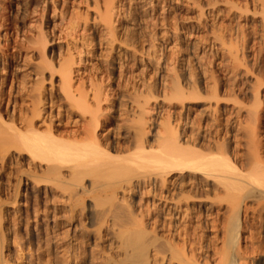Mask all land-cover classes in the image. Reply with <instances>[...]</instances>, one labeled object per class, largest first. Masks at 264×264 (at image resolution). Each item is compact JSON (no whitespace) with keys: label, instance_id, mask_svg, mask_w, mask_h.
<instances>
[{"label":"bare ground","instance_id":"1","mask_svg":"<svg viewBox=\"0 0 264 264\" xmlns=\"http://www.w3.org/2000/svg\"><path fill=\"white\" fill-rule=\"evenodd\" d=\"M57 1L59 2V0ZM92 2L94 3V5L92 3V6H93L92 8L95 9V10L93 9V13L96 12L94 13L95 17L94 15H93L94 18L92 17L94 22L96 24H101L105 28V31H107L108 34H110L109 36H105V37L106 38L111 37L110 38L111 41L115 43L117 41V38H116L117 32L115 33L116 29L114 27L115 26L114 24L116 20L114 21L115 16H114L113 7H112L113 4L115 3L113 2V0H92ZM42 3L43 4L41 3L40 4L41 6L43 5L44 8L40 10L42 14L41 18L45 16L44 13L46 12L47 9L49 10L51 6L54 8V13L52 10H50L52 16L54 14L57 15V13H55V10L59 9L57 10L59 11L58 20H60L61 18V21H60L62 22L61 26L63 25V23L65 24L66 21L69 20L68 17L66 18L64 16L65 15V8H64L65 2L61 6V8L57 7L59 3L57 4L56 0H42ZM259 3L261 4L263 8L262 10H264V0H260ZM22 5H23V8H25L26 5L25 6L24 4ZM86 6H88V4ZM7 8L9 9L10 13H11V9H13L12 17H9V18L5 17L4 12ZM28 11L27 9L25 10L22 9L18 0H0V151H1L0 159L4 162L5 161H11V162L18 161L19 163H26L27 165L28 163L34 165L33 171H31V169H29L28 167V170H30V173L28 176L30 177L29 180L31 181L33 179L35 180L37 177H42V178L45 177L47 179V183L50 186L57 187L60 185L59 187H61V184L63 183L68 184L69 187L67 189L64 188L65 191L62 190L64 191L63 193L65 192L66 194L69 193L66 197V200L63 199L64 201H63L62 206L70 209L71 219L73 218V214L77 207L76 203L83 200L84 197L88 195H93V196H99V195L105 196L106 195V197H112L113 199L116 198L117 200V195L119 191L126 189V186L127 187L134 186L137 189L147 188V190H145L146 193L145 192L144 193L142 192V193L144 194V196L145 194L146 195L148 194L150 196L152 195L153 198L158 199L159 204H157V206L155 205V201L154 203L152 202V205H151V209H156V211L154 210L155 212L154 211L152 212L151 210H149L148 214L145 215V212L143 211V209H140L141 207L138 208L139 210L132 209L129 215L132 216L136 220V223L137 221L140 222V224L138 223V226L141 229L138 227L140 231H138L139 230L138 229L137 230L138 232L134 230L135 232L132 231L129 233L125 229L124 232L127 231V233L124 236L125 238H123V236L121 238V240L124 239V241L122 240L123 241L122 246L126 252L125 253L126 260L132 264H154L155 262L157 263L160 262V264H178V263L186 264L188 261H191V262H188L190 264H247L249 263L248 262L250 259L249 254H251L249 251L250 248H248L247 246H244L245 242L243 243L244 237H245L243 236V233L245 232L246 228H248L247 226L249 224L247 223V220L245 222V221H242L241 218H244L245 216L249 218L248 217L249 214H252L253 216H260V218L264 215V100L262 96H260L259 94L260 91H258L260 90V88L264 86L263 81L262 80L256 81L257 84L255 85L254 90H257L258 92H256V94L252 93L254 94V105H253L254 108L252 110H251V106L249 108L250 110L249 120L250 122L253 121L254 124L251 123L253 126L249 124L247 126H245L246 124L244 125L247 128V129L245 128L246 131L248 130L247 131L249 135L248 137L250 138L249 140L250 142L248 141L250 145L249 157L246 154L248 158H245L247 159V163L249 162L248 163L249 166L243 163H242L243 165L242 164L241 165L243 167L244 165H246L248 168L244 167V169H248V170L241 169L243 167L241 168L238 167L236 163L238 159V154L236 155L235 152L233 151V148H235V145L233 147L231 146V142H233L235 138L233 134H235L236 132L234 131L235 133L233 134L229 132V127H232V125L234 126L236 123V121L235 122L231 121L232 116L234 114H236L235 116L241 114L245 110V106L243 102H241L242 100L239 99L238 94L232 96L231 93L228 92V94L226 95L228 98L226 99L225 98L226 91L219 82H216L215 85L210 86V87L205 86V85L203 87L200 86V89L197 88L195 93L193 94L189 93V95L184 92V89L181 86L182 83L180 84L179 81L175 79H172V81L174 82L172 84V89L170 88L171 89L170 97L172 99L180 100L182 102H185L186 100H191V99H194L193 101H195V99L203 100L201 98V96L203 95L202 93L203 90L207 91V93L209 92L208 90H211L212 94H210V92L209 94L211 95L210 101H212L213 104L206 107L207 109L206 108L205 109L207 110V112H210L213 114L220 112L221 106L224 104L223 100L230 101V104L232 101V104H231L232 107L228 110L229 115L231 116V119L228 116L229 118H226L225 122L222 123L221 120L217 119L219 116L215 118L214 120H213L214 118L213 116L212 121L210 122L207 121L204 123V126L202 125L204 128H207L206 130H209L208 135L210 137L208 139H210L211 141V138H213L212 139L213 142L212 141L211 142L213 144L215 143L218 149L217 151L215 150L214 152L213 150H211L212 148H210L209 144L207 147L205 146L206 148H201V146H199L201 145L200 142L198 144L195 143L196 145L195 144L192 145V143L190 145L188 141L185 139V137L182 135H179L178 131L175 128H173L169 120H167L165 123H162L161 126H159V123L158 125L156 124L157 126L161 128V130H159V127H158V130L157 131L155 130V132H153L154 127H151V125L153 123L155 124L156 120L154 119L153 116H150V113L153 111L151 107L149 106V101H147L148 98L146 99L147 102L143 101L144 103H140L139 101L138 103L135 101H134L135 103L133 102L135 104V108L139 109L138 111L140 112L139 113L140 115L137 113L140 116L139 117L137 115L139 117L137 122L135 121V119H134L135 122L134 121L133 122L138 123L139 126L135 124L138 127L135 126L136 129L132 128L133 129L132 133L128 129H127L128 132L126 131L125 133H120V134L118 133L122 137V138L120 137L119 139V138H116L117 134L114 131V128L110 127L109 125L114 117L113 112H116V110L113 111L112 109L113 108L112 103L111 105H109L110 101L112 100V99L109 100L108 98L109 94L107 93V91L110 93V90H108L109 87H107V91H105L106 88L104 89V86L106 87V85L104 86L100 85V83H98L99 80L97 81L96 78H94V76L92 75V72L90 73L89 71V73L93 77L90 74H86L85 71H83L85 70L82 65L83 58L81 59L79 58L80 60L76 61L74 58H77V57H74L72 55L74 52L71 53V51H73L72 49H74L73 45L77 43L75 42V40L78 39V37L82 38V35L84 37L83 33L85 32V30H87L86 25L90 24L88 22L89 20L88 21L86 20V23L85 22L82 23V21H80L83 25L86 24L84 25L86 26V28L82 24L80 25L79 24L80 22L78 23V21H77V25L78 24L79 25L77 27L76 26L74 27V25H76L75 24L76 20H73L75 22L73 25H71L73 26L72 28L73 30L69 29L71 30V32L69 33H67L69 30L67 32L65 31L66 32L65 33L63 31H60L58 27L57 29L59 30H57V33H56L55 31L56 29H53L56 26L54 24L55 26L52 25L53 28H50V30L53 29L54 31L51 30V34H50L48 33L49 27H50L49 20H47L48 22H45L46 20L45 21L41 20V22L42 21L45 22L44 27H43V24L39 22L42 25L38 24V27L39 25L41 27L39 28L36 27V30L38 28L37 31H33L32 29L30 30L29 29L30 25H28L29 23L25 26L26 24L25 22L28 21V19L26 20L25 18L26 16H29V14L28 15L26 14L30 13L32 10L30 12ZM114 11H115V8H114ZM6 12L8 13L7 10ZM203 15L204 14L202 13V16ZM30 17L31 16H29V19H32V17L31 18ZM55 19L56 18H54V20ZM116 19H117V16H116ZM200 19H198V21H200ZM20 23L23 24L24 26L23 28L20 27L22 26L20 25ZM94 25H93V28L95 27ZM204 26L206 27L207 24ZM96 28L97 26L95 27V29ZM34 30H35V27H34ZM194 30L198 31L197 28H194ZM89 32L91 33V30ZM87 33L88 32H85V34ZM12 36L14 37V39H12ZM88 37H90V35ZM133 38L134 37H132V39ZM213 38L215 40L214 44L217 43L218 46L221 48L226 47L227 43L223 39L225 38L223 37V35H220L219 33V35H216L215 37L213 35ZM58 39L60 41H62L61 39H63L65 40L66 43H65V47H63V45L62 47H60L59 49L60 52L58 53L59 56L57 58L55 54L58 51L55 52L54 45L56 44V41H58ZM82 39H83V45L87 44L86 43L87 41L85 42L84 38ZM103 39L104 38H102V40ZM104 40L103 42L102 41L100 42L102 43H107L108 41L111 42L110 40H105L106 42H104ZM80 41L82 42V40L78 39L79 43ZM59 42L57 44L60 45ZM100 42L98 44L99 45L98 47L101 48ZM92 43L93 41L91 42V44ZM111 43L107 45H110ZM114 43H113V46H115ZM121 43L123 42L121 41ZM126 45L129 48L130 44L125 43V46ZM111 46L112 44L110 45V47ZM81 48H83V46H81ZM109 50L111 51L109 52L108 56H110V53L112 51L114 53L115 48L114 50L112 49H109ZM117 50L115 52H117ZM234 50L228 51L229 53L227 52L230 55V58L233 60V63L235 61L238 62L239 60V57L237 54L238 51L237 53H235ZM28 54H32L31 56H33L34 54L36 55V58L34 56L32 57V58H35L34 64H32L33 62H32L31 57L29 58V60H27ZM79 54L76 53V55H79ZM82 55H80V57H83ZM86 55H88L87 51H86ZM101 55H104V54H101ZM113 55L114 54H112V56ZM108 56L106 55L105 56L106 58L104 57L105 59L104 58L103 59L108 60L110 58ZM36 59H39L40 61L38 60L36 61ZM30 60L31 62H28ZM112 62H115L116 64L115 60H113ZM112 62H111V65L113 64ZM106 64L108 66L110 63L109 64L106 63ZM101 65L99 66L97 65V66L100 68ZM110 67L108 66L107 68L110 69ZM11 68L12 70H10ZM26 69L27 71H29L27 73L28 74L27 77L29 75L33 76L32 78L33 80L30 77H28V79L33 81L30 87H26L24 85L27 83V82L25 83V80H26L25 78L27 77L26 75H24L26 73L23 72L24 70L26 71ZM102 69L103 68L101 67V70ZM109 69L107 71H109ZM46 70L47 71L50 70V71L46 73ZM93 71H96V70H93ZM114 72H116L115 69H114ZM99 73L100 71L97 73V75ZM244 74L245 73H243V75ZM105 75L107 74L105 73ZM110 75L107 77V79L110 77ZM103 77L104 76H102V78ZM45 82L47 83L49 82V87L45 86ZM198 86L196 85V87ZM27 88H29L30 90H28ZM111 91L113 90L111 89ZM207 93H205L204 96ZM18 96L20 99L19 102L17 100ZM23 96H25L24 100H23ZM127 110L126 111L123 110V111L127 112V114H129V112L132 113L131 110L129 112ZM133 114H134V110H133ZM237 120L238 122L236 124L239 123V126H240V127L238 126V129L239 128L240 130L241 128L243 129L244 126L241 124V122H239V119ZM196 122H197L196 117L190 118L186 116L185 118L186 125L196 126L197 124ZM120 131H122L121 128H120ZM149 136L150 138H154L153 142L149 140ZM205 136L206 134L204 136L201 135V137L203 138ZM245 137H247V135ZM249 138H246V139H249ZM235 142H238V141H235ZM128 143L129 145L130 144L131 145L130 146L127 145ZM212 147L214 149V146ZM247 149L249 148L247 147ZM129 171L132 172L131 176L127 175V172ZM186 173L187 174L192 173L196 176L197 175L199 176L195 182L197 183L195 185L196 186L195 190H197V193L194 194V196H191L189 194L185 195L183 193H182L183 195L182 194L178 195L179 193L177 195H174L175 191H173V189L175 187L180 188V185L183 186L180 183L177 184V181H176L177 179L176 178L174 179V177L175 176L181 177L182 175ZM182 177H185V176H182ZM181 181L183 180L181 179ZM36 185H39V184H36ZM170 187H172L173 189L170 190ZM62 189H63V185H62ZM213 191L217 192V193L215 192L217 198L221 197V195L219 194L220 191L223 192L224 197L222 199L224 201L226 200L231 206V207L229 206L230 209L232 208L234 211L233 215L229 218L228 223L227 224L225 223V226H224V233H223L225 234L223 236L224 245L221 246L223 247L224 252L223 253L220 252V254L222 253L220 255V258L216 259L219 256H216L215 254L216 260H214V256H212L209 252H206L201 257L198 252V254H196V255H199L198 258H196L194 256L195 254L192 253L190 255L191 259L188 260L189 257L188 258L187 256L185 257V251H186L185 245L187 243H184V244L182 243L183 246L180 247L178 246V244L175 245L171 243L170 241L169 242L165 241L166 243L165 244L163 243L165 246L163 244L162 246H160L159 244L161 249L162 247H164L163 250L161 251V249H159L161 252L159 251V252H156V255L155 254L152 255L151 248L154 247L157 243H159L158 237L156 235V230L158 232V229L160 230L165 229V228H168V230L172 229V231L170 230L169 231L173 233L171 234L169 232L167 234H171V236L173 235L174 238H175V234H178L177 237L179 236V234H181L180 232L181 229L179 228V224L181 223V221L187 220L186 215H187L188 209H190V205H189L190 202L191 204L194 203L197 205L196 209L195 210L193 209L195 212L193 213V215L195 214L194 215V218L196 220L195 225H198V227L200 228L204 227V229H210L211 231L215 232V234H218L220 230L219 224H217L215 220L212 221V219L214 218L210 220V218L213 215L212 210L215 205V203H212V204L209 203L210 195L213 193ZM140 198H143V196L141 197L140 195ZM53 199L55 200L54 197ZM53 199H51V201H54ZM223 200H221V202ZM141 202L144 203L143 201ZM141 202H140V205L142 204ZM147 203L149 204V202ZM148 204L146 205V207L148 206ZM185 205L187 207L186 209L184 208ZM91 208L92 207H90V210ZM56 210L57 209H54L52 213H55ZM230 212L231 211H229V213ZM67 215H69V213ZM120 216L122 215L120 214ZM117 217L118 216H116V218ZM52 218H53L52 221H55V219L56 220L58 219L56 215H53ZM104 218H106V216ZM120 218H117V219H120ZM130 219L132 220L131 217ZM167 220H169V222H167ZM122 221H125V220H122ZM126 221H128V219ZM225 221L227 222V220ZM120 223H123V222L120 221ZM147 224L148 225L150 224L152 226L151 229L153 231L151 233L154 234L152 238L149 237L152 239V240L150 239L149 241L148 239H146L147 237L146 235L149 234L146 230ZM128 225L129 223L127 224V226ZM55 226H54V229H56ZM127 226H125L124 228H126ZM194 229H197V228H194ZM122 230L123 229L119 230L118 235H120V237H121V233H123ZM189 235H188V238H190ZM171 241H172V238H171ZM259 244L261 243L259 242ZM191 250L188 252H191ZM200 250L201 249H199V251ZM195 251H192V252H195ZM253 252L255 253L263 252L264 253L263 248L261 246H256L255 248H253ZM192 255L195 257V259ZM261 264H264V262Z\"/></svg>","mask_w":264,"mask_h":264},{"label":"rangeland","instance_id":"2","mask_svg":"<svg viewBox=\"0 0 264 264\" xmlns=\"http://www.w3.org/2000/svg\"><path fill=\"white\" fill-rule=\"evenodd\" d=\"M18 1L23 10L27 9V11L29 10L28 12H30L31 10L33 11V12L31 11L30 13L26 12L27 13L26 15L29 14V16H31L33 20L29 19V16H26L25 18L26 20L28 19V21L25 22L26 23L25 26L29 23L28 24L30 25L29 29L30 30L32 29L33 31H37L38 28L41 27L40 25L42 24L44 27V23L48 22L47 20H49L50 27L49 25L48 27L50 32L48 31V33L50 34H51V30L53 29H56L55 30L56 33L57 30L59 29L60 31L63 32L65 31L67 32L69 29L73 30L72 29L73 26L71 25H73L75 22L76 25H74V27L75 26L77 27L79 24L81 25L83 22L86 23V20L87 21L89 20L88 22L90 24H88V22L87 24L90 26L84 24L87 26V28L82 24L87 29L85 30V32L90 33L89 31L91 30L90 34L87 33L88 34L87 35L84 32L83 33L84 37L82 35V38H84L85 42L87 41L86 43L88 45L85 44V42H84L85 45H83V39L81 37L80 38L78 37V39L82 40V42L80 41L79 43L78 39H76L75 42L77 43H75L74 45L75 46L78 45V46L75 47L73 45L74 49H72L73 51H71V53L74 52L72 55L74 57H77L74 58L76 61L83 58L82 65L85 69L83 71H85L86 74H90L92 72L94 78H96L97 81L99 80L98 83H100V85L102 86L106 85V87L104 86V89L106 88L105 91H107V87H109L108 90H110L111 94L107 91V93L109 94L108 98L109 100L112 99L109 105H111L112 103L113 111L115 110L116 112L118 111L117 113L113 112L114 117L111 123L109 124L110 127L114 128V131L117 134L116 138L120 139L121 135L119 134L125 133L126 131L128 132V130H130L131 133L133 132L132 128H135V126L138 125V123H134V122L135 121L137 122L138 118L140 117L139 116L140 112L138 111L139 109L135 108L134 103L135 102L138 103V101L140 103H144L148 98L147 101H149V106L153 111L150 113V116H153L154 119L156 120L155 124L153 123L154 126L153 124L151 125V127H154L153 132H155V130L157 131L158 127L161 126L162 123H165L167 120H169L173 128H175L178 131L179 135L184 136L190 145L191 143L192 145H194L195 143L198 144L200 142L201 145L199 146H201V148H206L209 144L210 148H212L211 150H213L214 152L215 150L216 151L218 150L215 143L214 144L212 143L213 138H211L212 142L210 141V139H208L210 137L208 135L209 130H206L207 128H204L203 126L205 122L212 121L213 116H214L213 120L219 116L217 119L221 120L222 123L225 122L226 118L230 117L231 119L228 110L232 107L231 105L232 101L230 104V101L223 100L224 104L221 106V110L219 113L217 112L213 114L207 112L206 107L213 104L212 101H210L211 98L210 94H212L211 90H208L210 94L209 92L207 93V91L203 90L202 92L203 95L201 96L203 100L195 99V101H193L194 99H191L182 102L180 100H175L170 97L172 84L174 82L172 81V79L179 81L180 84L182 83L181 86L184 89V92L187 93L188 95L189 93L190 94L195 93L197 88L200 89V86L203 87L205 85L210 87L215 85L216 82H219L226 91L225 93L226 99L228 98L226 96L228 92L231 93L232 96L238 94L239 99L242 100L241 102H243L245 106V110L237 116H235L236 114H234L232 116L231 121L232 122L236 121L237 123L238 122L237 119H239V122H241L243 126L245 124H246L245 126H247L248 124L253 126L252 124H254V122L253 121L250 122L249 120V111H250L249 108L250 106H251V110L254 108L253 106L254 94L260 91L259 94L260 96H262L264 100L263 97L264 86L260 88V90L258 91L254 90L255 85L257 84L256 81L262 80L264 83V25H263L264 10H262L263 8L259 3L260 0L258 1L257 0H113V2L115 3L112 6L115 16L114 21L116 20L114 24L116 30L115 29L114 30L115 33L117 32L116 33L117 43L112 42L110 39L111 37L106 38L105 36H109L110 34H108V32L105 31V28L101 24H96L94 22L93 18L95 17L94 13L96 12L93 13L94 8H92L93 7L92 0H59V2L56 0L57 4L59 3L57 5L58 8H61L63 3L65 2L64 16L66 18L68 17L69 20L66 21L65 23L67 25L63 23L62 25L63 27L61 26L62 22H60L61 18L60 20H58L59 11L57 10L59 9L55 10V13H57V15L54 14L52 16L50 10H52L54 13V8L50 6L49 10L47 9L46 12L44 13L45 16L42 17L44 19H42L41 18L42 14L40 11L44 8L43 5L41 6V4H43L42 0H38V1L18 0ZM21 3L24 4V6L26 5L25 8H23V5ZM86 3L88 4V6H86L87 5ZM6 10L8 11V13L6 12ZM6 10L4 12L5 17L6 18L12 17L13 9H11V13L8 8ZM202 13L204 14L203 16ZM116 16L118 20L116 19ZM49 18L51 19V21ZM54 18L56 19L54 20ZM198 19H200V21H198ZM41 20L44 21L46 20V21L41 22ZM73 20L76 21L74 22ZM77 21L78 23L82 21V23L80 22L77 25ZM39 22L42 24H40ZM205 23L207 24L206 26L207 28L204 26L206 25ZM38 24H40L39 27ZM20 25H22L20 26L21 28L24 27L23 24L20 23ZM52 25L55 26L56 28L55 27L53 28ZM93 25L95 27L97 26V28L96 29L95 27L93 28ZM36 27H38L37 30ZM57 27L59 29H57ZM50 28L53 29L50 30ZM194 28H197L198 31H195ZM100 29L101 30L103 29L102 32ZM71 30H69L67 33L71 32ZM219 33L220 35H223V37H225L223 39L226 41L227 45L224 48L219 47L217 43L214 44L215 40L213 38V35L215 37L216 35H219ZM89 35L90 37H88ZM132 37L134 38L132 39ZM102 38H104L105 40H110L112 43L109 41L107 43H102L104 40V39L102 40ZM12 39H14L13 36ZM61 40L62 41L58 39V41H56V44L54 45L55 52L58 51L55 54L57 58L59 56L58 53L60 52L59 51L60 47H62V45L63 47H65V43H66L65 40L63 39ZM105 40L104 42H106ZM130 40L132 41V43ZM92 41L93 43L91 44ZM121 41L123 43L125 41L126 44L127 43L130 44V46L132 47L129 46L128 48V46L127 45L125 46V43L123 45ZM58 42L60 43V45L57 44ZM99 42L101 43L100 45L101 48L98 47ZM109 43L112 44L111 47H110L111 44L107 45ZM113 43L115 44V46H113ZM117 44L120 46H118ZM81 46H83V48H81ZM75 48L77 51L79 49V51L77 52ZM109 49L114 50V53L112 51L110 53V56H108L109 52L111 51ZM116 50L117 52H115ZM233 50L235 53H237L238 51L237 54L239 57L238 62L235 61L234 63L233 60L230 58V55L228 54L229 53L228 51H233ZM86 51L88 55H86ZM76 53L78 54L80 53V54L76 55ZM112 54L114 55L112 56ZM31 55L32 54H28L27 60H29V58L31 57L33 62L32 64H34L36 55L35 54L33 55L35 58H32L33 56ZM80 55H82L83 57H80ZM106 55L110 57L108 60H104L106 58L105 57ZM112 59L116 61V64L115 62H112L113 61ZM37 60L40 61L39 59H36V61ZM28 62H31V60ZM111 62L113 63L112 64L113 66L111 65ZM106 63L108 64L110 63L108 65L109 67L111 66L110 69L107 68L108 66ZM97 65L98 66L101 65L100 68ZM101 67L103 68L102 69L103 72L101 70ZM27 69L26 71L25 70L23 71L24 73H26L24 74L26 75V77L28 75L27 73L29 72L27 71ZM92 69L96 71H93ZM108 69L109 71H107ZM114 69L116 72H114ZM10 70H12V68ZM98 70L100 71V73L97 75V73L99 72ZM49 71L50 70L48 71L46 70V73ZM105 73L107 75H105ZM243 73L245 74L243 75ZM109 75H110L109 77L110 79L109 78L107 79ZM102 76L104 77L102 78ZM28 77H30L31 79L33 78L32 75H29ZM28 77L25 78L26 79L25 83L27 82L26 83L27 85L26 84L24 85L26 87H30L33 82L30 79H28ZM196 85L199 86L196 87ZM45 86L49 87V82L48 83L45 82ZM27 89L30 90L29 88ZM111 89L113 91H111ZM204 92L207 93L205 96H204L205 94ZM17 98L19 102L20 101L19 96ZM24 98L25 96H23V100ZM123 110L124 111L127 110L128 112L131 110L132 113L129 112V114H127V112H124ZM133 110H134V114H133ZM186 116L190 118L196 117V121H197L196 126L186 125L185 124ZM158 123L159 126H157ZM236 123L234 126L232 125V127H229V132L232 134L236 132L235 133L236 135L235 134L233 135L235 136V138L238 137L237 139L234 138L233 141L234 144L233 142H231V146L233 147L235 145L233 151L235 152L236 155L238 154V159L236 163L238 167L241 168L243 167L242 166L243 164L249 166L248 164L249 162L247 163V159L245 158L249 157L250 138L248 137L249 136L247 132L248 130L246 131L247 128L244 126V128L243 129L241 128L240 130V128L238 129L239 123L238 124ZM120 128L122 129V131H120ZM159 130H161L160 127ZM200 134L202 136L206 134V136L204 137L205 139L201 137ZM246 135L247 137H245ZM149 140L153 142L154 138H150L149 136ZM210 142L212 143V145ZM127 145H129V143ZM212 146H214V149ZM246 146L249 149H247ZM246 154L248 157L246 156ZM1 161L2 160L0 159V248H1L0 264H4L5 262H6L5 264H132L126 260L125 257L126 252L122 246L124 239H122L123 240L122 241L121 238L122 236L123 238H125L124 236L127 233V231L129 233L134 230L137 231L140 228L138 226V223L140 224V222L137 221L136 223V220L129 215L132 209L137 210L138 208L141 207L140 209H143L145 215L148 214L149 210H151L152 212L154 210L156 211V209H151V205L152 202L154 203L155 201V205L157 206V204H159L158 203L159 201L158 199L153 198L152 195L150 196L148 194L147 195L145 194L144 196L143 193L144 192L146 193L145 190H147V188L137 189L134 186L132 187L126 186L127 190L124 189L119 191L120 194L118 193L117 200L116 198L113 199L112 197H106V195L105 196L88 195L84 197L83 200L76 203L77 207L73 214V218L71 219L70 209L62 206L64 201L63 199L66 200V197L69 194L68 192H67L68 194H66V192L63 193L65 191L64 188L67 189L69 187L68 184L63 183L61 184V187H59L60 185L57 186L60 189L59 190L56 186H50L47 183V179L45 177L43 178L37 177L35 180L33 179L31 181L29 180L30 177L28 176L30 173L28 167L29 169H31V171H33L34 165L29 163L27 165L26 163H19L18 161L14 162L13 160H12L13 162L11 161L1 162ZM246 165H244V167L248 168ZM244 167L241 169H244ZM244 170H248V169H244ZM127 175L131 176L132 172L131 171L127 172ZM182 176L181 177L175 176L174 179L176 178L177 184L180 183L184 187L181 185L180 188L175 187L173 189L172 187H170V190L173 189V191H175L174 195H177L178 193H179L178 195H180L183 193L185 195L189 194L191 196H194V194L197 193V190H195L196 188L195 185L197 183L195 182L199 176L198 175L196 176L192 173H188V174L186 173ZM180 178L183 181H181ZM35 183L41 185L39 186L36 185ZM62 185H63V189H62ZM215 192L216 191H213L212 194L210 193L211 195L209 194L210 195L209 203L211 204L215 203L214 208L212 210L213 215L210 218V220L214 218L212 219V221L215 220L217 224H219L220 230L218 234H215V232L211 231L210 229H204V227L200 228L198 227V225H195L196 220L194 218L195 214L193 215V213H195L194 210L196 209L197 205L194 203L191 204L190 202L189 203L190 209H188L186 215L187 220L185 219L186 221H181V223L179 224V228L181 229L179 230L181 234H179L178 237H177L178 234H175V238H174L173 235L171 236L173 232H170L172 231V229L171 230L169 229L170 231L168 230V228H165L166 230L158 229V232L156 230V235L158 237L159 243H157L158 242L157 240L156 242L157 244L155 246L153 245L154 246L152 247L153 249L151 248L152 255L154 254L156 255V252L160 251L159 250L161 249L160 246H162L163 243L165 244L166 243L165 241L168 242L170 241L175 245L178 244V246L180 247H182L184 243H187L185 245V250H186L185 257L186 256L187 258L189 257L188 260L191 259L190 255L192 253L195 254L194 256L196 258H198L199 255H196L198 254V252L201 257L206 252H209L212 256H214V260L219 259L220 255L224 252L223 247H221L224 245V241H223L224 240L223 236L225 235L223 234L224 226L225 223L226 224L228 223L229 218L233 215L234 211L232 208L230 209L231 207L230 204L226 200L224 201L222 199L224 197L223 195L224 193L220 191L219 194L221 195V197L217 198ZM140 195L141 197L143 196V198H140ZM53 197L55 198V200L57 199L58 201L57 200L55 201ZM51 199H53L55 202L51 201ZM140 200L143 201L144 203H142ZM221 200L223 201L221 202ZM140 202L142 203L141 204L142 206L140 205ZM147 202H149V204ZM147 204L148 206L146 207ZM111 205L114 207H112ZM90 207H92L91 210ZM184 208L185 209L187 208L186 205L184 206ZM54 209L57 210L55 211V213H52ZM229 211L231 212L229 213ZM68 213L69 215H67ZM52 214L56 215L58 219L52 221L53 219ZM120 214L122 216H120ZM105 216L106 218H104ZM116 216H118L117 218L120 217L122 218L117 219ZM129 216L132 218V220L130 219ZM248 217L249 218L245 216L244 218H241L242 221L246 222L247 220V223L249 224V225L247 224L248 225L247 226L248 228H246L247 232L245 230V232L243 233V236H245L243 241V243L245 242L244 243L245 245L244 244L243 245L250 248L249 251L251 253L249 254L250 259L248 261L249 263L247 264H261L264 262V253L263 252L255 253L253 252V248H255L256 246H261L264 251V215L262 216L263 218L262 217L260 218V216H253L252 214H249ZM121 219L125 221L128 219V221L125 222L122 221ZM225 220H227V222ZM120 221L123 223H120ZM127 222L129 223L130 226L129 225L127 226L128 224ZM167 222H169V220H167ZM36 223L38 226L36 225ZM115 224H117L118 226ZM114 225L115 227L116 226L117 227L115 228ZM122 225L123 226L125 225L127 227L124 228L125 226L123 227ZM54 226L56 227V229H54ZM146 226H147L146 230L149 233V234L147 233L148 235H146L147 236L146 239H148L149 241L154 234L151 233L153 231L151 229L152 226L150 224L149 225L147 224ZM118 229L119 230L123 229L122 230L123 233H121V237L120 235H118L119 234ZM125 229L127 230L126 232H124ZM140 229L138 231H140ZM169 232L171 234H167ZM188 235L190 238H188ZM259 242L262 245L259 244ZM163 248L164 247H162L161 251L163 250ZM199 249H201L200 250L201 252L199 251ZM190 250L191 252H188ZM220 252L222 253L220 254ZM215 254L216 256H219L216 259H215L216 257ZM154 264H160V262L159 263L155 262Z\"/></svg>","mask_w":264,"mask_h":264}]
</instances>
